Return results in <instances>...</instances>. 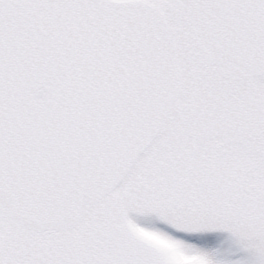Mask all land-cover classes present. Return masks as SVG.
<instances>
[{
	"label": "snow or ice",
	"instance_id": "6c2138e0",
	"mask_svg": "<svg viewBox=\"0 0 264 264\" xmlns=\"http://www.w3.org/2000/svg\"><path fill=\"white\" fill-rule=\"evenodd\" d=\"M0 264H264V0H0Z\"/></svg>",
	"mask_w": 264,
	"mask_h": 264
}]
</instances>
